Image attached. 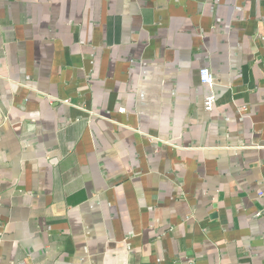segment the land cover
I'll use <instances>...</instances> for the list:
<instances>
[{
	"label": "crops",
	"instance_id": "crops-1",
	"mask_svg": "<svg viewBox=\"0 0 264 264\" xmlns=\"http://www.w3.org/2000/svg\"><path fill=\"white\" fill-rule=\"evenodd\" d=\"M0 264H264V0H0Z\"/></svg>",
	"mask_w": 264,
	"mask_h": 264
},
{
	"label": "built area",
	"instance_id": "built-area-1",
	"mask_svg": "<svg viewBox=\"0 0 264 264\" xmlns=\"http://www.w3.org/2000/svg\"><path fill=\"white\" fill-rule=\"evenodd\" d=\"M200 83L209 90L208 94L204 99V110L211 112L217 104V96L214 93L215 79L209 68H202L199 72Z\"/></svg>",
	"mask_w": 264,
	"mask_h": 264
}]
</instances>
